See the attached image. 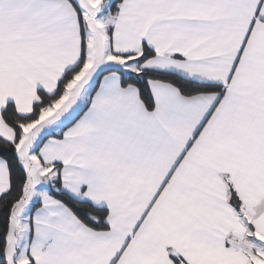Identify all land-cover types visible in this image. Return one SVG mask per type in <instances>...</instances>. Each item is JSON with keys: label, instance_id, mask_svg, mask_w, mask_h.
I'll list each match as a JSON object with an SVG mask.
<instances>
[{"label": "snow or ice", "instance_id": "6c2138e0", "mask_svg": "<svg viewBox=\"0 0 264 264\" xmlns=\"http://www.w3.org/2000/svg\"><path fill=\"white\" fill-rule=\"evenodd\" d=\"M0 264H264V0H0Z\"/></svg>", "mask_w": 264, "mask_h": 264}]
</instances>
